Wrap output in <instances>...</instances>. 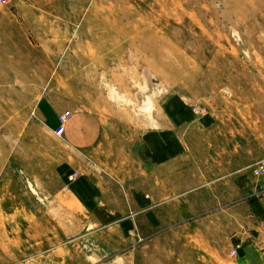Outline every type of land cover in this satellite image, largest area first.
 Wrapping results in <instances>:
<instances>
[{"label": "rangeland", "instance_id": "1", "mask_svg": "<svg viewBox=\"0 0 264 264\" xmlns=\"http://www.w3.org/2000/svg\"><path fill=\"white\" fill-rule=\"evenodd\" d=\"M9 3L0 49L28 34L38 70L32 87L0 73V264H264V0ZM37 100L93 109L131 144L167 125L189 188L173 169L156 224L102 225L63 183L73 160Z\"/></svg>", "mask_w": 264, "mask_h": 264}, {"label": "crops", "instance_id": "2", "mask_svg": "<svg viewBox=\"0 0 264 264\" xmlns=\"http://www.w3.org/2000/svg\"><path fill=\"white\" fill-rule=\"evenodd\" d=\"M8 1L10 5L14 4V0ZM20 35L25 43L10 44L0 49V73H29L24 78L27 81L25 86L32 87L37 82L35 76L31 78L30 75L38 70L36 50L28 34ZM6 40L12 41L13 38ZM13 81L14 89L23 87V82ZM43 96L45 98L48 94L44 93ZM34 108L38 117L50 108L48 114L54 124L48 133L62 141L67 148V157L73 160L59 165L58 172L62 175L63 183L68 182L72 197L80 202L81 207L88 212L99 213L96 217L102 225L117 217L118 222H111L122 227L125 219L132 222L138 215L149 219L151 225L156 224L158 215L155 209L169 205L166 192L173 190L170 179L173 169H182L180 176L186 185L181 188H189L193 166L185 159L186 152L179 151V143L167 125L158 130L148 128L136 136L131 144L116 132L115 124H108L112 130L104 128V124L95 118L93 109L76 108L63 100L52 104L37 100ZM64 110L72 114L64 123L63 132L58 135L54 133L55 117ZM179 113L186 116L184 110ZM120 154L123 155L122 160ZM206 167L209 171L219 169L211 157ZM78 169L80 174L67 181L69 173ZM157 178H163L164 188L158 186ZM169 197H173V194ZM128 213L132 215L128 216Z\"/></svg>", "mask_w": 264, "mask_h": 264}, {"label": "built area", "instance_id": "3", "mask_svg": "<svg viewBox=\"0 0 264 264\" xmlns=\"http://www.w3.org/2000/svg\"><path fill=\"white\" fill-rule=\"evenodd\" d=\"M0 2H5V0H0ZM71 116V112L69 110H65V111H61L59 113H57V124L56 127L54 129V133L60 135L63 130H64V123L65 121ZM263 171H264V167H262ZM232 252H234V250H232Z\"/></svg>", "mask_w": 264, "mask_h": 264}]
</instances>
